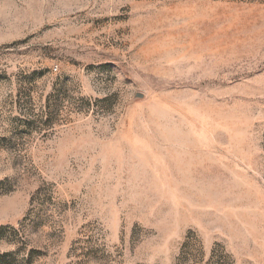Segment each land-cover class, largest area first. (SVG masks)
<instances>
[{
  "label": "rangeland",
  "instance_id": "374dc122",
  "mask_svg": "<svg viewBox=\"0 0 264 264\" xmlns=\"http://www.w3.org/2000/svg\"><path fill=\"white\" fill-rule=\"evenodd\" d=\"M0 264H264V0H0Z\"/></svg>",
  "mask_w": 264,
  "mask_h": 264
}]
</instances>
